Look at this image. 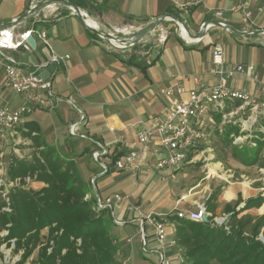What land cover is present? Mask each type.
I'll return each mask as SVG.
<instances>
[{"label":"crops","instance_id":"obj_1","mask_svg":"<svg viewBox=\"0 0 264 264\" xmlns=\"http://www.w3.org/2000/svg\"><path fill=\"white\" fill-rule=\"evenodd\" d=\"M42 1L0 0V23H8L25 16ZM71 1L80 3L79 8L86 20L93 21L104 31H112L118 37L134 33L166 14L182 19L193 35L198 34L202 24L207 21L224 22L240 32L264 30V0H179L181 4L186 5L185 10L178 8L175 0ZM241 6L247 7L251 12L253 21L251 28L243 23ZM217 11L223 12L222 17L215 16ZM169 22L175 21H166L162 26L169 31L168 39L164 44L158 42L157 30L135 46L126 45L124 48H119L113 45L118 50L113 51L107 47V45L112 47L111 45L85 27L73 10L60 5H50L14 28L16 34L33 31L36 48H21L16 52H7L9 56H13L25 65L28 71L37 70L39 66L45 65L38 72L45 79L52 78V88L54 83L56 84V93L53 91L55 98L50 100L48 105L50 109L60 113L59 119L66 126L78 124L77 134L69 133L71 137L66 142V146L70 149V157L81 156L75 161L79 174L85 182L86 172L90 173L88 182H91L92 194L89 196H94L97 200H105L115 195L124 198L122 201L114 200L109 209V214L118 227L119 237L115 236L112 228L111 232L118 241L128 239L129 224L139 229L138 212L143 215L151 213L157 217L156 214H162L156 212L160 205L166 207L162 220L171 225L169 230L175 231L173 234L175 238L176 226L168 219L169 216L177 215L181 218V214L195 212L200 206H205L217 190L213 187L211 181L213 171L210 172V169L204 184L189 188L181 186L182 177L187 176V172H184L186 168L198 165L200 162H207L206 167H208L211 164L208 162L212 161L213 157H205L207 152H212L213 148L210 144L215 137L226 138L232 128H239L238 133L233 131L230 135L232 141L241 138L237 141L239 144L249 141L255 146L256 140L262 141L261 138L264 136V118H260L251 131H245V128L240 129V126L245 121L248 111L239 114L238 125H222L220 115L210 112L205 119L207 130L203 139L195 148L186 151L185 162L179 164L177 168H164L151 172L146 170L148 164L153 165L167 156L164 153L167 150L161 146L158 138L152 140L145 150L140 169L136 174L131 170H121L115 166L113 157L120 159L127 154L137 134L144 128H153L156 121L164 119L169 111L172 101L161 94L163 89L179 85L183 88L184 94L178 98L188 100V93L192 89L197 90L201 86L217 84L218 77L213 67V51L216 46L223 48L227 65H253L258 78L264 81L263 35L235 34L215 26L207 31L203 39L194 42L179 34L176 29L173 30L176 28V22L174 24ZM41 32L46 33L47 44L39 39ZM53 52L62 57L68 55L69 59L61 65L52 63ZM196 79H199L200 83H197ZM229 84L234 89L244 90L258 99L261 98L260 86L255 85L249 78L237 76L234 80H230ZM0 86H3L2 72H0ZM239 105L240 103H233L231 108ZM71 107L76 110L78 117L73 115L74 110ZM77 109L84 115L83 123H80V113ZM66 117H69V124L65 123ZM28 120L37 122L30 117ZM50 127L61 128L59 125ZM41 130L45 138V128L41 127ZM45 141L48 143L46 139ZM53 143L56 147H60L59 141ZM77 150L80 152L78 153ZM98 150L106 152L101 158V164L106 166V171L99 164L90 165L87 160L89 158L92 160L93 153ZM86 155L89 157L86 158ZM240 160L238 157L237 161ZM223 162L224 159L218 164ZM165 169L173 174V179L177 176V194L173 193L169 186L162 191L158 190L160 182L156 177L164 181L165 175L168 174L164 172ZM260 173L254 177H247L248 187L245 186V182L238 186L239 184L227 179L221 194L217 196V209L213 219L226 215L224 207L237 203L240 197L243 201L256 198L258 195L264 197V170L260 169ZM140 178H144V181L139 182ZM173 197H177V200L174 201ZM239 205L237 210L244 207V203ZM253 209L239 214L238 217L241 218L250 212H254L255 216H264V206ZM231 215L228 213L224 216L227 218L225 227H229ZM210 217L212 214L208 219ZM148 232V238H153L152 230L148 229ZM47 234L48 230H44L42 237H46ZM130 243H133V239ZM177 249L185 260L184 249L178 245ZM158 252L155 260L154 256L147 258L143 252L138 250L135 252L133 247L131 253L125 252L127 257L124 264H157Z\"/></svg>","mask_w":264,"mask_h":264},{"label":"trees","instance_id":"obj_2","mask_svg":"<svg viewBox=\"0 0 264 264\" xmlns=\"http://www.w3.org/2000/svg\"><path fill=\"white\" fill-rule=\"evenodd\" d=\"M19 129L34 151L30 160L11 161L7 178L20 179L21 186L11 189L6 198L0 188V243L10 246L15 240V253L22 252L17 264H25L36 250L37 264H124L118 258L120 247L111 232L109 209H99L97 199L89 196L75 159L50 146L37 122L27 120ZM233 131L238 133L239 128H232L226 137ZM256 142L264 147V141ZM118 159L113 157V163ZM27 177L35 178L40 188L25 186ZM217 196L213 194L205 205L212 214L207 223L177 215L168 218L175 223L184 264H264V242L258 238L261 232L264 236V216L238 219L240 213L260 208L264 198L249 199L240 210L241 199L234 207L226 205L224 212L232 214L228 233L212 225ZM3 232L7 234L2 236Z\"/></svg>","mask_w":264,"mask_h":264},{"label":"built area","instance_id":"obj_3","mask_svg":"<svg viewBox=\"0 0 264 264\" xmlns=\"http://www.w3.org/2000/svg\"><path fill=\"white\" fill-rule=\"evenodd\" d=\"M178 8L185 10L186 5H183L179 0H175ZM242 20L249 28L253 26L251 20V12L245 6H241ZM223 12H215L216 17H222ZM226 25L224 22H220ZM157 39L160 44H164L169 36V31L162 26L158 29ZM156 30V31H157ZM250 32V31H245ZM264 36V34H262ZM30 36H35L33 31H28L22 34H16L13 29L0 31V72L3 75V86L11 89L16 94L22 97L24 104L16 109L10 110L0 108V144L6 135L16 134L18 129L28 120L33 110L43 108L50 100L55 98L52 92L53 80L51 77L43 78L38 70L45 65L39 66L37 70L28 71L25 65L21 64L13 56H9L7 52H16L21 48L33 49L27 42ZM39 39L47 44V35L45 32L39 33ZM114 47L111 43H109ZM126 46V44H124ZM69 56L64 57L52 53L51 62L61 65ZM213 67L214 73L218 77L217 84L213 86H201L199 89H192L188 100H180L178 97L184 94L181 86L174 88H165L161 91L165 97L171 99V106L166 113L164 119L157 120L153 128H144L140 131L135 140L131 144V150L123 155L115 162V166L121 170H131L137 173L140 169V164L143 160V154L154 136H156L161 146L168 151V156L161 159L157 163L148 164L146 170L159 171L164 168H177V166L186 160V151L195 148L203 139L206 128L205 119L210 112L217 113L222 119V125L234 124L238 125L237 117L243 111H248L245 121L242 122L240 128L254 127L260 120L264 118V81L262 82L256 73L253 65L230 64L227 65L224 59V50L221 46H216L213 51ZM237 76H243L251 79V81L260 86L261 98L249 94L244 90L234 89L230 86V80H234ZM197 83L199 79L195 80ZM233 103H240L236 108H231ZM78 110V109H77ZM80 113V123L85 121L84 115ZM211 120V119H210ZM78 124L69 126L71 135L77 134ZM264 131V128H263ZM241 138H236L239 141ZM106 154L102 150L93 153V161L101 166L106 171V166L101 164V158ZM25 186L37 184L35 178L27 177ZM21 183L20 179L12 181L13 183ZM3 187L1 194L4 198L7 197L10 190L5 189L4 183L0 181V188ZM124 198L121 195H115L105 200L98 199L97 207L99 209H110L113 201H122ZM10 211L9 209H5ZM139 213L137 223L139 225L138 234L143 243V252L147 251L148 244V229H151L156 243L163 248L158 252L157 264H171L164 254L165 249L177 247L176 239L173 237L175 231L170 232L165 220L153 216L151 213L143 215ZM211 216L207 211L206 206H200L195 212L189 214H181V218H186L192 222L204 223L203 218ZM117 223V221H115ZM227 218H214L213 225L226 226ZM228 230V227H225ZM4 235L7 232L2 233ZM132 242V239L130 240ZM15 249V240L10 241V246ZM9 259L10 254H8ZM19 258L13 261L17 264ZM185 260L182 259L184 264Z\"/></svg>","mask_w":264,"mask_h":264},{"label":"rangeland","instance_id":"obj_4","mask_svg":"<svg viewBox=\"0 0 264 264\" xmlns=\"http://www.w3.org/2000/svg\"><path fill=\"white\" fill-rule=\"evenodd\" d=\"M169 23L174 24L175 22H169ZM175 25H176L175 26L176 28H174L173 30L176 29L177 32L179 34H181V31L179 30V27L177 26L176 23H175ZM131 26H133V25H131ZM108 33L113 34L112 31H110ZM114 36H116V35H114ZM104 41H106V40H104ZM106 43H108V42L106 41ZM107 47L113 51L114 50L118 51L114 47H110L108 45H107ZM60 75L61 74H59V77H60ZM55 87H56V84L54 83V88H52V92L54 91L56 93ZM23 104H24V102H23L22 97L20 95L16 94L11 89H8L4 86H0V108H7L10 110H16V109L20 108ZM71 109L74 110V111H72L73 115L75 114V115H77L76 117H78V113L76 112V110L72 107H71ZM59 114L56 111L50 109V106L47 103L43 108L37 107L35 110H33V113L30 115V118L34 119L38 123H40V126L42 127V129L45 128V131H44V135L46 136L45 139L48 141V144L50 146L52 144L54 145L53 142L59 141L60 147H56L54 145L55 148H57L56 150H58L62 154L69 156L70 149L66 146V142L71 137L69 135V131H68L69 125L66 126V124H63V122L60 121ZM66 118H67V121L65 123L69 124L70 123L69 117H66ZM51 125L55 126V127L57 125H59V127L61 126V128H59V129L56 128L57 129V131H56V129H54V128L51 129V127H50ZM240 129H242V128H240ZM252 129H253V127L247 126L245 128V131L246 130L251 131ZM56 132H58V133H56ZM156 138L157 137L154 136L153 140ZM261 140L264 141V136H263V138H261ZM53 145H52V147H53ZM210 145L213 148L212 152H209V153L207 152L205 157H212V156L214 157V158L212 157V161L208 162L211 164H209V166L206 167L207 162H205V163L200 162V163H198V165H192V166L187 167L186 168L187 170L184 171V172H187V176L182 177L181 186H183L185 188H189L193 185H197V184H201V183L204 184L207 181V180H205V178L207 177L208 169H210V172L213 171V172H211L212 176H213V178H212L213 180L211 179V181L213 182V187H215L217 189L216 194L219 197V195L222 192V187L224 185H226L227 179L230 182H235V183L239 184L238 186L242 185L240 183L245 182V186L248 187L247 177L257 176V175L261 174L260 169L264 170V147L260 149L258 144H256L254 146L249 141H246L243 144H239V142H236L234 140L232 141V139L229 136L228 138L224 137L221 139L219 137H215L213 140V143H211ZM33 151H34V149H32L31 141L25 139L22 136V132L20 129H18L17 135L16 134L6 135L2 139V142L0 144V181L2 183H4L5 189L11 190L14 187H20L21 186V183H19V182L12 184V181L8 180V178H7L11 161L13 159L30 160L32 158ZM77 152L79 153L80 151L77 150ZM164 153L168 156V151H166V152L164 151ZM235 153H236V155H235ZM167 156H165V157H167ZM80 157L81 156H78V155L72 156V158L75 160H79ZM87 157H89V156L86 155V158ZM238 157H239V159H241L240 161H237ZM223 159H224V162L219 165L218 162L222 161ZM87 160H88L90 165H91V163L95 164L93 159L91 160V158H89ZM259 160H260V163H258ZM78 162H80V161H78ZM256 165H258V166H256ZM256 167H258V168H256ZM168 171L169 170H166V169L164 170V172L168 173L167 175H165L164 181L160 177H156V178H158L157 180L160 182V186L158 187L159 188L158 190L162 191L165 187L169 186L173 190V193L177 194V176L175 179H173V174L169 173ZM89 175H90V173L86 172V178H85L86 182L85 183H86L89 194H92L91 182H88L89 177H90ZM142 181H144V178H140L139 182H142ZM30 186L35 190L40 188V186L36 185V184H30ZM259 196H261V195H258L257 197H259ZM239 199H241L240 205L242 203H244V206H245V203L247 200L254 199V198H248L245 201H243L241 197ZM162 200L163 201L165 200V196L163 197ZM173 200L174 201L177 200V197H173ZM236 204L237 203H232L230 206L234 207V206H236ZM262 206H264V203ZM260 208H257V209H260ZM250 210H254V209H250ZM250 210H246L244 212H248ZM156 212L164 214L166 212V207H161V205H160L159 208L156 209ZM244 212H242V213H244ZM162 214H156V216L159 219H164ZM227 214L228 213H226V215ZM226 215H220V216L224 218V216H226ZM109 217H110V221L112 222V224H111L112 231L115 234V236L118 238L119 237V235H118L119 233H117L118 227L113 222L111 216H109ZM221 217H218V218H221ZM260 217H263V216H255L254 212L253 213L250 212V213L243 215L241 218L238 217V219L239 220H245L247 218H252V219L256 220L257 218H260ZM229 220H230V218H229ZM215 226L225 228V225H223V226L215 225ZM128 229H129V233H128V239L126 241H118V239H117L118 244H119L118 246H120V248L123 250V251L122 250L120 251L118 258L120 260H122L123 262L127 257V255L125 253L126 251L128 254L131 253L132 248L134 247L135 252H136V250L143 252V247H144L136 227L129 224ZM228 230H230L229 227H228ZM227 232L229 233L230 231H227ZM148 236H149V234H148ZM130 238L133 239V243H130ZM258 238L262 242H264V236H263L262 232ZM157 247H158V249H157ZM162 250H163V248H161L156 243V239L153 237V238H148L147 251H146V253H144V252L143 253L147 258H152L153 256L156 257L157 252L158 251L160 252ZM123 253H125L126 256H123ZM8 254H10L11 260L9 259ZM164 254H165L166 258L168 260H170L171 264H181L182 263V253L177 249V247L165 249ZM21 256H22L21 251L19 253H15V249H12L7 244H1L0 243V264H13V261L16 260L17 258L21 259ZM37 256H38V250L35 251V253L27 260V262L25 264H37L36 263ZM153 260H154V258H153ZM155 260H157V257Z\"/></svg>","mask_w":264,"mask_h":264},{"label":"water","instance_id":"obj_5","mask_svg":"<svg viewBox=\"0 0 264 264\" xmlns=\"http://www.w3.org/2000/svg\"><path fill=\"white\" fill-rule=\"evenodd\" d=\"M50 5H60V6L70 8L71 10H73L75 15L84 23L85 27L89 31H91L92 33L101 37L102 39L106 40L108 43H111L112 41H117V42H120V43H123L126 45H130V46H135V45L141 43L148 35L152 34L154 31H156L166 21H175L177 23L178 27H179V25H182L183 28L185 29L186 33L188 34V37H191L192 40H197V41L203 39V37H205L207 31L211 27H215V26L219 27L221 29H224L226 31H229L230 33L241 34V35L242 34H244V35H255V34L262 35V34H264L263 29H260L256 32H245V31L240 32V31H236V30L232 29L228 25H222L221 23H218V22L207 21V22L202 24V27H201L199 33L196 35H193L182 19H180L176 16H173L171 14H166V15L160 17L159 19L153 21L152 23L148 24L147 26L137 30L136 32L131 33L130 35H126L125 37H117L111 33H108L107 31L100 29V28L95 29V28L87 25V23H86L87 20L84 18V14L80 10V8L75 3H72L68 0H43L41 3H39L33 9H31L25 16L20 17L18 19H15V20L8 22V23H0V31L15 28L17 25H19L23 21L29 19L30 17L37 15L42 9H45L46 7H48ZM179 30H180V28H179ZM27 42L30 44V46L33 49L36 48L37 43H36L35 38L33 36H30L28 38ZM203 221L205 223L209 222L208 217L205 216L203 218Z\"/></svg>","mask_w":264,"mask_h":264},{"label":"bare ground","instance_id":"obj_6","mask_svg":"<svg viewBox=\"0 0 264 264\" xmlns=\"http://www.w3.org/2000/svg\"><path fill=\"white\" fill-rule=\"evenodd\" d=\"M86 23H87V25H89V26H91V27H93V28H95V29L98 28L97 25H96L93 21H91V20H87ZM179 28H180L181 34H182L185 38H187V39H189V40H191V41H194V42L197 41V40H192L191 37H188V34L186 33V31H185V29L183 28L182 25H179ZM129 35H130V34H129ZM111 44H112V45H115V46H117V47H119V48H124V44H123V43H120V42H117V41H112Z\"/></svg>","mask_w":264,"mask_h":264}]
</instances>
